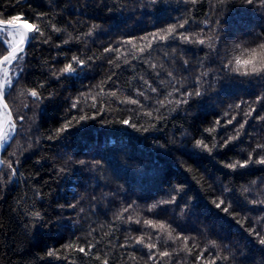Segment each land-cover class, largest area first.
I'll return each instance as SVG.
<instances>
[{"label":"trees","instance_id":"obj_1","mask_svg":"<svg viewBox=\"0 0 264 264\" xmlns=\"http://www.w3.org/2000/svg\"><path fill=\"white\" fill-rule=\"evenodd\" d=\"M12 16L38 23L44 36L27 44L22 72L13 61L20 79L5 97L17 135L7 149L15 155L0 151V159L13 162L17 175L0 166V264H211L217 255L229 259L215 264H264V245L251 232H264V204L252 203L264 200V165L224 166L264 144V120L257 119L264 99L256 103L264 89L241 75L251 65L231 71L237 57L243 62L258 49L264 9L241 0H0V18ZM73 56L85 66L60 74ZM33 88L43 99L28 95ZM188 92L187 103L176 105ZM245 101L255 108L250 117ZM85 114L94 119L55 135L68 117ZM244 120L239 137L220 148ZM213 136L216 149L193 148L201 137L211 148ZM173 185L183 186L175 203L149 211ZM223 188L229 191L222 195ZM33 211L42 219H33ZM148 219L157 227L146 225ZM140 236L144 244L135 242ZM90 243L88 256L75 250L87 251ZM149 243L155 260L148 258ZM164 251L169 255L162 257Z\"/></svg>","mask_w":264,"mask_h":264},{"label":"snow or ice","instance_id":"obj_2","mask_svg":"<svg viewBox=\"0 0 264 264\" xmlns=\"http://www.w3.org/2000/svg\"><path fill=\"white\" fill-rule=\"evenodd\" d=\"M160 0H151V3L156 4L159 3ZM185 2H190V3H197V0H185ZM219 2L221 4L224 3V0H219ZM242 3L247 4V5H252L254 8H259V9H264V0H241ZM21 17L20 16H12L10 19H5V18H0V37H3V39H0V54H2L3 52H7L6 55H3V58L0 59V116H3L4 119L2 122H0V151H2L4 153L5 156L7 155H15V152H11L9 153L7 151L8 148L11 147L12 143L15 142L14 137L17 135L16 132V128H17V124L16 122L13 121L12 119V115H11V110L9 109V105L7 102H5V97L6 96H12L13 95V83H14V79L15 82L18 84L19 83V76L13 77L12 75L9 74V66L12 65L13 61L17 62V68H19V70L22 72L23 68L20 64L21 61L24 60V56L22 55V53L25 52V46L27 43H30L32 40L37 39L39 36H44V30L39 27L38 23H31V22H25V24H21ZM185 23H187V21L184 22H180L178 24L179 28H184ZM26 25V26H25ZM95 27V26H94ZM177 25H173L170 26L166 29L167 33L169 35H172L175 32ZM52 29L54 31L59 32L60 29L56 28L55 25H52ZM29 33H34L33 35H29ZM88 35H91V32L88 33ZM153 38L156 37L157 34H152ZM181 39L185 40V41H189L190 38L184 34V33H180L179 34ZM10 38V39H9ZM69 38H71V34L69 33ZM161 40L166 39L165 36H160L159 37ZM218 39V37H216ZM212 37H209V40H211ZM255 39L259 42L258 43V49L257 48H252L251 51L249 52V59L245 60V61H241L239 57L236 58V65L237 67L232 68L231 71H236L239 72L240 71V65L243 63V65L247 66V65H251V70L249 71L247 69V67H245V71H243L241 73V75H245V76H253L255 79V83L258 87V91L259 89H264V31H261L259 33H256L255 35ZM48 39L44 40V43H47ZM69 42V40H65L64 43L67 44ZM199 44L203 45L205 44V40L204 39H198L197 41ZM5 43H7V47L5 48L4 45ZM127 43H131V41H128ZM210 48L212 47V44L209 43L208 45ZM105 51L107 52H111L112 49L108 48ZM141 51H143V49H141ZM89 59H91V57H89ZM185 63H187L185 61ZM73 64H76L79 68H83L85 66V61L77 56H73L71 58V62L66 63L65 66L60 69V74H74L77 71V68L73 67ZM231 64V61H228L225 64V68L228 67V65ZM54 75H58L55 71L53 72ZM169 75H171V73H169ZM145 84H147V81H144ZM39 87H43V85H39ZM151 91L156 92V88H151ZM193 93L188 92L185 93L182 99H177L175 101L176 105H179L181 103H187V99L188 97H190ZM201 93L200 91L197 89L195 92V95L199 96ZM28 95L30 97L33 98V100L35 101H39L41 99H43L42 95L40 94V92H38L36 90V88L33 89H29L28 90ZM112 95H115V92L112 93ZM137 95L143 96L144 93L143 92H138ZM261 99H264V93L259 94L256 98V103H259ZM132 104H137L140 107H143V105L140 104V102L136 99H132L130 101ZM159 104L163 105V102L158 101ZM246 104V107L250 110H246L244 112V115L246 117H250L252 112L255 111L254 107H251L250 105L247 104V101L244 102ZM95 105H93L94 107ZM73 108L76 107V104L74 103L72 105ZM236 107H239V105H236ZM148 116H152L153 113L152 112H148L146 113ZM225 115H227V113H225ZM21 122L23 121V117H19L18 118ZM88 119H94V117L89 116L87 114L82 115V116H71L67 118V122L64 123L63 127L57 130V133L55 135H59L65 131L70 130V127L73 125H79L81 122L86 121ZM234 119V117H233ZM258 120H264V115H260L257 117ZM123 123L125 124H129L130 122L127 120H124ZM228 123H231V120L228 121ZM247 123V120H244L243 122H241L237 128L234 130L236 132L235 136H229L228 139H226L224 141L223 144H221L219 147L223 148L226 147L228 143L231 142V140L233 139H237L239 137L240 134V129L244 127V124ZM220 124V120L217 119L215 121V125H219ZM134 126V125H131ZM206 132H208L209 134H211L212 132L215 131V127L212 128H208L205 129ZM55 135H49L48 139H53L55 138ZM211 145L212 147L209 148L208 144H206L204 142V138L201 137L199 139L195 140V143L193 145L194 149H201V150H207L209 152H211L213 149L217 148V143H216V138L213 136L211 139ZM255 153V158H253V154ZM80 164H84L85 161L81 160L79 161ZM96 164H100L101 161L97 160L95 161ZM250 164H259V165H264V144L261 143H257L255 145L254 148H252L250 151H248V155L247 157L241 161L239 159H237L235 162H228L226 163L224 166L235 170L237 168V166H239L240 168H247ZM0 166H5L7 167L10 172L8 173V175L15 177L17 175V169L13 166V162L11 161H7L4 159H0ZM0 176H3V173L0 172ZM253 184L255 183V181L252 182ZM0 187H3V185H0ZM182 185H173L172 189L170 192L165 193V198H161L159 200H157L156 202H154L152 205H150L149 207V211L157 208L158 206H162L164 204L167 203H175L176 197L181 195L182 192ZM224 191H229V189L227 188H223L222 190V195ZM245 191H247V189H245ZM37 196L40 195V193H36ZM0 199H2V197H0ZM253 204L256 203H260V204H264V200L261 201H252ZM224 204V199H221L219 203L216 204L217 208H220L221 205ZM231 206V202H229V204L222 208V211L227 212L228 211V207ZM184 207H187V203L184 205ZM125 212L128 211V209H124ZM231 215V213H229ZM30 215L33 217V219H42V215L39 211H33L30 213ZM129 220L132 219L131 216L128 217ZM140 221L137 220L136 223H139ZM144 223L152 228H156L157 225L153 223V221L151 219L145 220ZM257 223H259L257 221ZM160 228H164L165 225L162 223L159 225ZM261 228H264V225H261ZM252 234H254L260 245H264V232L261 231H257L255 228L251 229ZM137 244H144V238L143 236H140L138 239H136L135 241ZM187 242V238H185V243ZM213 245L215 246V241L212 242ZM145 247H147L149 249V259L150 260H155V256L151 255V250L155 247V245L149 243L144 245ZM66 248H73L72 244L66 245ZM95 247L94 244H88L87 245V251H85V247L84 246H75V250L83 253L84 256H88L91 253L92 248ZM227 247V246H225ZM205 251H207V249H205ZM162 257L163 256H168L169 253L167 251L161 252L159 253ZM47 255L49 257H52L54 255H56L55 252L53 251H49L47 253ZM95 259L99 260L100 256L99 254H94ZM203 257V253H201V255L199 257H197V259H201ZM229 257L228 256H220L217 255L212 261L211 264H215L216 260H228ZM102 264H109L107 259H103Z\"/></svg>","mask_w":264,"mask_h":264},{"label":"rangeland","instance_id":"obj_3","mask_svg":"<svg viewBox=\"0 0 264 264\" xmlns=\"http://www.w3.org/2000/svg\"><path fill=\"white\" fill-rule=\"evenodd\" d=\"M21 24H25V22L21 21ZM25 26H26V25H25ZM0 27H2V26H0ZM0 39H3V37H0ZM9 39H10V38H9ZM5 46L7 47V43H5ZM9 74L13 76V74H12V65L9 66ZM3 119H4V117H3V116H0V122H2Z\"/></svg>","mask_w":264,"mask_h":264},{"label":"water","instance_id":"obj_4","mask_svg":"<svg viewBox=\"0 0 264 264\" xmlns=\"http://www.w3.org/2000/svg\"><path fill=\"white\" fill-rule=\"evenodd\" d=\"M28 44V43H27ZM27 44H26V46H27ZM26 46H25V48H26Z\"/></svg>","mask_w":264,"mask_h":264}]
</instances>
